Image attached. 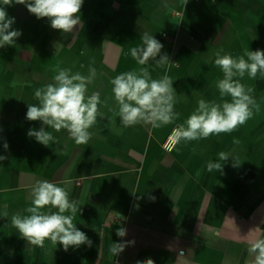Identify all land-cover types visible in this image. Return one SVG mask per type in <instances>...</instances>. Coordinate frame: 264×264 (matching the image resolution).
<instances>
[{
  "label": "crops",
  "instance_id": "crops-1",
  "mask_svg": "<svg viewBox=\"0 0 264 264\" xmlns=\"http://www.w3.org/2000/svg\"><path fill=\"white\" fill-rule=\"evenodd\" d=\"M184 3L84 0L81 25L70 33L52 29L47 18L37 19L23 4L6 8L15 17L12 28L22 34L14 45L0 48V155L7 157L0 161V212L9 213L0 217V264H136L146 258L155 264H245L247 241L240 235L250 230V236L264 235V78L242 81L254 89L259 105L245 125L182 142L172 151L164 142L198 99L219 101L215 82L222 72L214 65L215 51L238 56L245 48L264 50V0ZM144 32L154 35L163 44L161 54L175 63L168 74L177 92L178 120L116 134L107 118L99 119L86 145L69 140L64 130L53 133L60 143L48 147L27 135L41 127L26 119L27 104L37 103L36 88L51 81L57 64L84 75L89 65L95 67L89 93L97 91L104 100L111 95V78L140 67L130 49L142 44ZM146 66L153 78L164 74L154 62ZM101 110L121 128L114 101ZM221 151L238 157L240 165L233 166L230 157L221 162L222 173L208 172L206 163ZM37 180L66 187L80 202L74 223L92 241L90 247L65 252L46 241L40 249L11 226V215L30 206ZM118 227L127 230L125 237L116 235ZM125 241L134 243L116 257L109 253L112 242Z\"/></svg>",
  "mask_w": 264,
  "mask_h": 264
},
{
  "label": "clouds",
  "instance_id": "clouds-1",
  "mask_svg": "<svg viewBox=\"0 0 264 264\" xmlns=\"http://www.w3.org/2000/svg\"><path fill=\"white\" fill-rule=\"evenodd\" d=\"M187 2L185 0L184 5ZM83 3L84 0H0V48L14 45L22 34L12 28L15 17L8 15L7 7L23 4L37 19L47 18L52 29L70 33L81 25L80 11ZM141 41V45L130 49V56L140 67L111 78V95L104 100H101L97 91L89 93V86L98 75L95 67L89 65L87 75H84L57 64L51 81L36 88L34 96L37 103L27 104L26 119L41 122L39 130L30 129L27 135L48 147L60 143L53 133L64 130L69 140L77 145H86L93 138L92 129L99 119L107 118L116 134H121L122 129L140 124L159 129L178 120L180 113L175 111L177 92L168 74L175 63L171 62L167 53L161 54L163 44L154 35L144 32ZM149 62H154L157 68L165 69L164 74L153 78L146 66ZM213 62L222 72V78L215 82L219 101L198 99L196 108L183 123L172 128L168 142L164 145L168 151L182 142L230 134L245 125L254 116V110L259 111L253 95L254 89L246 87L242 81L245 77L250 80L258 76L264 78V50L245 48L243 54L233 56L220 48L214 52ZM109 100L115 102V115L119 117L121 128H116L115 120L101 110L102 106L109 107ZM112 110L109 108V111ZM233 143L239 144L240 141L234 138ZM8 147L5 142L3 148L7 150ZM217 156L215 161L209 160L206 163V170L210 173H222L224 165L221 162H227L230 157L234 161L233 166L241 163L238 157H233L229 152L221 151ZM5 159L6 156L0 155V161ZM29 196L30 206L23 210V214L17 212L10 218L11 226L28 244L45 249V242L48 241L51 249L55 250L59 244L65 252L69 248L92 245L86 233L74 223L81 204L70 198V191L66 187L47 180H37L31 186ZM150 199L154 200L155 197ZM0 217H9L7 208L0 212ZM251 231L245 236L240 235L241 239L247 241L248 259L245 264H264V235L250 236ZM126 233L124 227L116 229L118 237L123 238ZM130 243L134 241L112 242L109 253L116 257ZM136 264H155V261L146 258L137 260Z\"/></svg>",
  "mask_w": 264,
  "mask_h": 264
},
{
  "label": "built area",
  "instance_id": "built-area-1",
  "mask_svg": "<svg viewBox=\"0 0 264 264\" xmlns=\"http://www.w3.org/2000/svg\"><path fill=\"white\" fill-rule=\"evenodd\" d=\"M183 1V0H182ZM176 14H177V12H175ZM169 136H170V133H169V135L167 136V138L165 139V142H164V145L168 142V138H169Z\"/></svg>",
  "mask_w": 264,
  "mask_h": 264
}]
</instances>
